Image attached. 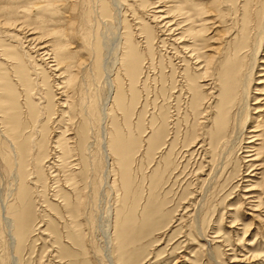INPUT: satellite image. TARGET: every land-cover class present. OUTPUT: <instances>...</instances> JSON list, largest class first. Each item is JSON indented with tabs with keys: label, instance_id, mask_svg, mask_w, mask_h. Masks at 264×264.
Returning <instances> with one entry per match:
<instances>
[{
	"label": "rangeland",
	"instance_id": "1",
	"mask_svg": "<svg viewBox=\"0 0 264 264\" xmlns=\"http://www.w3.org/2000/svg\"><path fill=\"white\" fill-rule=\"evenodd\" d=\"M123 1L122 12L115 17V22L108 13V0L10 1L13 9L18 11L14 9L15 13L19 14L15 18L25 23V28H37L38 35L41 33L40 36L51 46L65 45L73 52L71 62L75 61L76 65L73 64L70 86L75 110L67 115L57 106L60 91L55 85L59 83L56 82V73L38 60L25 33L6 30L5 37L2 36L4 39L1 38L0 77L6 81L7 88L3 93L0 90V192L9 204L17 206L14 200L17 181L8 166V162L13 163L6 149L11 134L5 130L9 126L2 118L5 116L3 108L11 109L24 122L23 137L27 135V139L44 145L30 155L35 168L27 167L26 181L29 183L26 182L25 187L32 193L31 212L36 219L28 239L19 246L20 264H109L108 250L117 264H264V179L254 181L260 185L256 192L261 198L259 211H254L258 199H245L248 196L243 193L251 184L245 181L252 178L243 175L245 170L240 168L242 165L235 153L229 154L226 161L222 156L216 159L211 150H207L209 155L205 157L192 154L200 145L196 143L192 148V137H203L213 129L217 100L208 101V97L207 103L204 101L205 104L200 106L204 111L194 110L192 88L200 90L198 100H201L205 91L199 87L207 83L197 76L201 69L194 60L186 58L181 47L161 44V39L166 40L167 36L156 30L152 23L149 0ZM185 1L188 10L198 11L203 7L198 5L203 1ZM243 1L204 2L203 8L211 12L219 25L218 44L225 50L235 41L233 34L239 27L237 22ZM3 5L5 9L12 7ZM256 5L254 10L262 6ZM257 10L250 14L253 39L262 16ZM117 26L119 33L126 37L122 35L117 50L114 47L111 51L103 39L111 27ZM151 27L149 46L144 38ZM202 36L198 38L196 49L206 62L211 58V52L204 51L215 44L206 41L213 34ZM128 43L136 50L142 64L140 78L135 84H132L128 72L126 74L128 70L125 71L128 69L125 66ZM6 51L12 60L4 55ZM263 54L260 58H264ZM26 55L31 59L29 67L22 68L20 75L29 85L31 91L28 92L13 79L16 78L13 73L8 75L14 59L19 61ZM249 61V56L242 60L245 64ZM103 66L110 71L109 82ZM191 78L193 83H190ZM109 83L114 92H109ZM257 84H251L252 95L257 92L255 89H262ZM180 86L182 91H179ZM108 92L111 95L105 103ZM9 95L13 97L12 101ZM31 111L37 114V121L33 123ZM102 130L107 131L105 141L112 142L109 160H104L101 149ZM42 133L46 134L43 136ZM38 156H41L40 163L35 160ZM212 172L214 179L207 181V175ZM30 182L32 186L28 185ZM76 206L80 209L78 215L73 212ZM200 227L210 243L199 236ZM24 228L28 229L27 226ZM144 236L149 237L142 242ZM9 243V234L0 222V264H12L9 263L13 254ZM209 252L212 257L208 256Z\"/></svg>",
	"mask_w": 264,
	"mask_h": 264
},
{
	"label": "bare ground",
	"instance_id": "2",
	"mask_svg": "<svg viewBox=\"0 0 264 264\" xmlns=\"http://www.w3.org/2000/svg\"><path fill=\"white\" fill-rule=\"evenodd\" d=\"M10 1L11 0H0V45H1L2 39H4V38H2V36L5 37L4 31L8 30V32H9V30L13 29L14 30L13 33L15 31L20 32V33L24 32L25 34L24 33L23 34L27 39L26 41H27V43H29V47H33V49L36 51V53L39 57L38 60H41L42 63L44 62L45 65H47L46 67H48L52 72L56 73V74H54L55 78H56V82H59V83H57L55 85H57L58 92L60 91V93L58 94L59 95V98H58L59 101L57 102V106L59 105L58 107L61 108V110L65 114L70 115L71 113H73L72 111L75 110V109L73 110V108H74L73 102L74 101L71 102L74 99L71 100V95H70L72 92V91L70 92V89H71L70 86L72 83L71 79L73 78L72 69L74 68L73 64L75 63V61H73L74 63L71 62L73 59L72 58L73 52H70L68 49H66V46L61 44V43H58L57 45L51 46L50 43L47 42V40L42 38V35L40 36L41 33L38 35V33H37L38 31L37 32L35 31L37 28L35 30L32 28L31 29L25 28V26H24L25 23L19 22V20H18L19 18L18 19L15 18L18 11L14 8L17 12V13H15L13 6L11 5ZM108 1H109L108 2L109 6H110L108 13L111 16V19L115 22V20H117V19H115V17L120 16V14L122 12L121 8H122V6H124L123 5L124 1L123 0H122L123 2L121 0H108ZM199 1H203V3H202L203 5L202 4H198V5L204 7V5H205L204 2L209 1V0H199ZM192 2L195 3L196 1H192ZM243 2H244V5H242L240 8L241 9L240 20H239V22H237V23H239V27H237V25H238L237 24L236 25L237 30L233 34L235 36V39H234L235 41L226 50L223 49L222 46L218 44V39H219L218 33H219V31L217 29L219 28V25L216 24L217 22L215 21V18H212L211 12L209 10H205L203 7L199 8L198 11L188 10L186 7V5H188V3L185 0H149V5H150V9H151L149 11V13H151L150 14L151 16H149V17H151V19H152V20L149 19V21L151 20L152 23H154L156 30L158 29V31L161 32V34H163L165 37L167 36L166 37L167 39L165 38L166 40L161 39L162 40V42L160 41L161 44L165 45L167 43V44H170L171 46H173L175 44L178 47H181V51H183L182 53L186 54V58L194 60L195 65L199 69H201V71H202L201 74L197 73V76L200 75L199 77L204 78L203 82H207V83L206 84L202 83L203 85L199 87L201 90L203 89L202 92L205 91L202 94L203 96H202L201 100L200 99L198 100V94L200 93V90L198 89L199 91H196L194 88H192L193 97H194V100H193L194 110L199 111V109H201L200 106L202 107V103L205 104L204 101H206L208 99V97H209L208 101L212 100V102H214L217 100L216 111L214 110V112H216L215 113L216 114V120H215V123L212 125L213 129L211 130V132L209 131V133H206L205 136H203V137L200 136L202 139H199L200 137H197V136L192 137V139H191V145L192 146L189 144V147L191 146L192 148H194V145H196V143L200 144L198 149L193 151L192 154H197L198 156L201 155L202 157H205L206 155H209L207 150H211V152L215 155L216 159L218 157L222 156L224 158V160L226 161L225 158L228 157L229 154H231V156H232L235 153V156L237 157L236 158L237 161L241 162L240 164L242 165V167L240 166V168L245 170V174H243V175L245 177L252 178L251 180L247 179L245 181L246 183L247 182L251 183L250 186L245 188L246 190L243 192V193H246L244 196H248L245 199H248V200L249 199L250 200L251 199H258V203H259L261 198L259 197L260 194L257 192L260 189L259 188L260 185L254 181H256L257 179H259V180L264 179V160H263V157H264V103H263L264 98L263 97H254L253 95L264 96V73L263 74L261 73V72H264V58H260V56H262V52H264V49H263V47H264V0H244ZM3 4H5V5L8 4V5H11L12 7L7 5L9 8L5 9V6ZM256 4L262 5L261 7H259V10L256 9L257 14L262 13V16H261L260 23L257 27L256 38L253 39L252 32L254 31V29L252 28V19L250 18L251 17L250 14L252 15L256 11V10H254ZM17 15H19V14H17ZM122 16H123V14H122ZM121 27H123V26L121 25ZM152 30H153L152 27L150 29H148L147 32L145 33V38H144L146 40V44H148L149 46H150L151 41H152V36H151ZM210 30L212 32H210ZM125 31H126V29H125ZM121 32H123V31H121ZM153 32L156 33V31H153ZM159 32H158V34H159ZM5 34H6V32H5ZM211 34H213V36L210 37L209 35H211ZM122 35L125 36V34L119 33L118 26L116 28L111 27V30L107 34V37H105V39H103L104 45L107 48H110L111 51L115 47V51H116L117 50L116 48L119 46ZM202 35H206V36L208 35L210 38H206V41L210 40L211 43L215 44L212 47L207 48L204 51V53H210L211 52V54H210L211 58L209 59V61H206V62L203 60V57L199 56V52H200L199 49H196L197 42L199 40L198 38H199V36H202ZM15 37H17V36L15 35ZM127 38H126V40H127ZM13 39H15V38H13ZM4 42H6V41H4ZM124 42H125V39H124ZM155 44H157V41ZM167 44H166V46H168ZM126 45H127V43H126ZM129 45H130V43H128L127 48L129 47ZM179 45H181V46H179ZM178 47H176V48H178ZM33 49H31V51ZM7 51H6V53H4V55L5 56L7 55V57L12 60V56H9ZM126 51H127L126 54H127L129 59L127 58L126 64L123 62L122 63L125 64V66L128 68V69H125V71L128 70V71H126V74L128 72L127 75H129L132 84H135V82L138 81V79L140 78L141 65H142L141 60H140L138 54L135 52L136 50L134 51L131 47H129V49H127ZM146 51H147V49H146ZM180 54H181V52H180ZM185 54H184V56H185ZM181 56H182V54H181ZM247 56H249L250 61H249V63L245 64L244 62H242V60L244 61L247 58ZM177 57H178V55H177ZM204 57H206V56H204ZM217 57H218V61L214 62V60ZM263 57H264V54H263ZM29 58L30 57L26 55V57H23V59H21L19 61H16L14 59L12 64H11V61L10 62L7 61V63H10L12 65L11 69L9 70L8 75H10V73H13V75L16 77L13 79H15L18 82L17 84H20L21 87H23L25 89V91H27V90L31 91V90L29 88L27 81L20 75V70L22 68L29 67L28 63L31 60ZM24 60L27 61V63L24 62ZM180 60H182V59H180ZM183 61H181V62H183ZM114 63L111 65L113 66ZM183 63H186V62H183ZM189 63H191V61ZM80 64H82V63H80ZM11 65H9V66H11ZM104 66L106 67L105 64H104ZM104 66H103V72L105 73L106 80L108 81L109 78L111 77L110 71L105 69ZM126 67H124V68H126ZM48 68H46V69H48ZM109 68L111 69L113 67L110 66ZM35 72H37V71L35 70ZM187 79L189 81V77ZM261 79H263V80L260 81ZM5 80H6V78H5ZM53 80H55V79H53ZM16 81H14V82H16ZM193 81L194 80L191 78L190 83H193ZM256 81H258V82H256ZM252 83H258L257 85H260L258 87L262 88V89H255V91H257V92H255V94H253V95H252V89H251ZM136 84H138V83H136ZM134 86H136V85H134ZM108 87H109V92L110 91L112 92L113 91L112 84L109 83ZM6 88H7L6 81H4L3 77H0V90L2 91V93L4 92V90H6ZM187 88H189V87H187ZM130 89H131V85H130ZM180 89H181V86H180ZM74 91L75 90H73V92ZM179 91H182V89ZM109 92L107 94V98H106L105 103H107V101L109 100V97L111 95V94H109ZM75 93H77V92L75 91ZM186 94H189V93H185V95ZM1 96H2V94H1ZM72 96H73V94H72ZM8 97L11 99L10 101H12L13 97L11 95H9ZM73 97H75V96H73ZM117 97H119V94ZM190 99H191V97H190ZM252 101H255V102L251 103ZM206 103H207V101H206ZM102 106L103 107L101 108L102 109L101 112L104 114L105 108H104V105H102ZM75 107H77V105ZM212 109L213 108H211V110ZM3 110H4L3 115H5V116L2 118H4L5 122L9 126L8 128H5V130L7 129L9 131V134H11V137H10L11 139H7L6 149H7V152L12 156V161H13V163L11 162L12 164L10 162H8V164H9L8 166L12 170V172H14L13 174L15 176V181H17V186L15 188L16 189L15 190L16 191V195H15L16 198L14 199L17 201V206H15L16 205L15 203H13L15 205L9 204L8 201L6 200L5 196H3L4 194H2L0 192V222L2 223V225L4 226L6 231L8 232L9 240L11 243V244L9 243L11 245V250H12L10 252H12L13 254L10 257L9 263L20 264L21 259L17 255L18 251L20 249L19 246L22 243V241L28 239L27 237H28V234L30 233V229L32 228V223L36 219V218L34 219V216H33L34 214L32 215V212H31V195H32V193L29 192L27 187H25L26 182H28V181H26L27 176H28V171H27L28 168L27 167L33 166V168H35L33 165L34 163L32 164L30 162V159H29L30 155H32V153L36 149L40 150L41 147H43L44 145L42 146V145H40V143H38L36 141H35L36 142L35 143L33 141V139H31V138L27 139V137H26L27 135L25 137H23V135H22L23 133L21 134V131H23L25 129L24 124H23L24 122H21L20 117L17 114L12 113L13 111L11 109L3 108ZM201 110H203V109H201ZM36 111H37V109H36ZM30 113H31V117H32L31 118L32 123L34 121H37L36 112L34 111V113H32V111H31ZM51 113H53V112L51 111ZM74 113H76V111ZM28 115H30V114H28ZM62 115L64 116L63 113H62ZM201 118H204V117H201ZM69 119L67 118V120H69ZM204 119H202V120H204ZM205 120H207V119H205ZM43 123H45V122H43ZM27 124H29V123H27ZM248 124H249V127H248L249 130L247 129ZM28 126H26V127H28ZM30 130H31V128H30ZM105 131L102 130V132L100 134L101 137L104 138L103 142L101 144V149L103 150V154H104L103 157L105 156L104 160H109V158L111 156L110 154H111L112 142L108 141L109 143H107L105 141V139H106L105 138ZM28 133H26V134H28ZM59 133H61V131ZM9 134H8V136H9ZM35 134H36V132H35ZM39 134H40V132H39ZM44 134H46V133H44ZM44 134H43V136H44ZM36 136H38V135H36ZM43 136H42V138H44ZM51 137H53V136H51ZM158 137L159 138L161 137V132H160V135H158ZM2 139H3V137H2ZM36 139H37V137H36ZM57 140H58V138L56 139V141ZM45 143L47 144L46 141H45ZM56 144L57 143H54V145H56ZM84 144L82 146H84ZM58 145H59V143H58ZM4 146H5V144H4ZM58 148H59V146H58ZM190 151H192V149H190ZM61 153H63V152H61ZM186 154H188V152ZM242 154H245L244 157H241ZM52 156H53V154H52ZM176 158H178V157H176ZM228 159H229V157H228ZM35 160L40 163L41 162V156L40 157L38 156V159H35ZM218 160H219V158H218ZM230 161H229V163H231ZM202 163H203V161H202ZM223 164H220V165L222 166ZM175 167H177V166H175ZM208 167H209V165H208ZM204 168H205V166H204ZM229 169H231V168H229ZM175 171H176V169H175ZM237 171H239V170H237ZM29 172H30V170H29ZM200 172L201 171H199V173ZM214 172H212V174L210 173L207 175V177H208L207 181H212V178L214 179V176H213V175H215V174H213ZM240 172H242V171H240ZM217 175L218 174L216 173V176ZM236 175H238V173ZM12 177H13V175H12ZM258 177H260V178H258ZM106 178H107V173H106ZM3 180H4V177H3ZM30 183L31 184H28V185L32 186V182H30ZM211 187H212V185H211ZM37 188L35 187V189H37ZM207 189H208V187H207ZM38 190H39V188H38ZM208 190H207V192H208ZM9 193H8V195H9ZM262 193L264 194V190ZM256 194H259V195H256ZM68 199H70V198H68ZM70 200H68V201H70ZM200 201H203V200H200ZM11 202H12V200H11ZM68 203H70V202H68ZM68 203H67V205H69ZM165 204H166V202H165ZM259 207H260V203L257 204V206H255V208H257V210H254V211H259L258 210ZM204 208H205V206H204ZM79 210H80L79 206H76L73 212L78 215ZM198 214H196V217H199ZM194 215H195V213H194ZM262 215L263 214L261 213L260 216H262ZM105 218H107V215ZM257 218H260V217L257 216ZM261 219H262V217H261ZM24 226H27L28 229L24 228ZM233 227L235 228V226H232V228ZM200 228H201V233L199 234V236H202L204 241L206 243H208L209 241L205 238L206 236L204 237V234H203V227H200ZM138 236H139V234H138ZM147 237H149V236H144L142 239V242ZM217 237H219V236H217ZM211 252L208 253L209 257L210 256L212 257ZM111 254H110V251L108 250L107 257H108L109 264H117L118 262L113 257H110ZM232 263H234V262H232Z\"/></svg>",
	"mask_w": 264,
	"mask_h": 264
}]
</instances>
